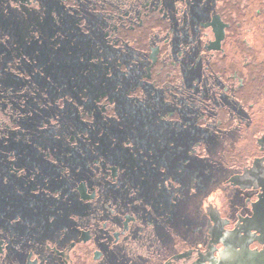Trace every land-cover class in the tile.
Wrapping results in <instances>:
<instances>
[{
	"label": "flooded vegetation",
	"instance_id": "1",
	"mask_svg": "<svg viewBox=\"0 0 264 264\" xmlns=\"http://www.w3.org/2000/svg\"><path fill=\"white\" fill-rule=\"evenodd\" d=\"M246 254L264 264V0H0V264Z\"/></svg>",
	"mask_w": 264,
	"mask_h": 264
},
{
	"label": "water",
	"instance_id": "2",
	"mask_svg": "<svg viewBox=\"0 0 264 264\" xmlns=\"http://www.w3.org/2000/svg\"><path fill=\"white\" fill-rule=\"evenodd\" d=\"M259 264L260 258L257 255H248L246 254L244 259L236 258V259H226L221 264Z\"/></svg>",
	"mask_w": 264,
	"mask_h": 264
},
{
	"label": "rangeland",
	"instance_id": "3",
	"mask_svg": "<svg viewBox=\"0 0 264 264\" xmlns=\"http://www.w3.org/2000/svg\"><path fill=\"white\" fill-rule=\"evenodd\" d=\"M240 150V148H238ZM242 149V148H241ZM219 192V191H218ZM217 193V192H216ZM219 199H221V196H219V194L217 193L214 194L211 198H210V201L209 203H211L212 205H216L219 203ZM206 204V203H205Z\"/></svg>",
	"mask_w": 264,
	"mask_h": 264
}]
</instances>
